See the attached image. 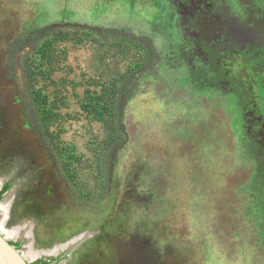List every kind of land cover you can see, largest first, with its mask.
Segmentation results:
<instances>
[{
    "label": "rangeland",
    "instance_id": "1",
    "mask_svg": "<svg viewBox=\"0 0 264 264\" xmlns=\"http://www.w3.org/2000/svg\"><path fill=\"white\" fill-rule=\"evenodd\" d=\"M219 5L209 25L264 36L255 13L264 12V0ZM155 7L152 0H0V187L12 186L3 196L12 203L8 237L24 254L30 237L40 252L25 255L29 261L264 264V151L255 156L237 127L241 104L264 120V56L201 43L207 60L193 67L184 52L168 64L169 32L149 23ZM248 10L253 27L240 21ZM123 26L151 36L154 52L122 31L101 36L94 28ZM45 27L50 32L36 35ZM55 29L68 36L55 42L49 69L41 49ZM17 38L24 45L11 60ZM222 78L235 86L236 94L225 95L234 108L205 95ZM116 82L123 90L115 151L104 145L107 126L82 103L90 92L111 97ZM33 87L61 113L39 134L24 115L25 104L37 107ZM65 148L84 198L59 168Z\"/></svg>",
    "mask_w": 264,
    "mask_h": 264
},
{
    "label": "flooded vegetation",
    "instance_id": "2",
    "mask_svg": "<svg viewBox=\"0 0 264 264\" xmlns=\"http://www.w3.org/2000/svg\"><path fill=\"white\" fill-rule=\"evenodd\" d=\"M152 1L156 5L155 8L158 13H154L155 19H153L149 23L154 24L155 22L157 26H162L166 31L169 32L170 35L169 40L166 42V44L168 45V51L164 56V59L168 60V64H171L169 63L170 61L173 62V59H175L174 56H176V54H183L184 52L193 55L191 58L193 67L194 65H196L199 58L207 60V55L205 57V53L201 49V43L205 44V46L208 48V51L217 50L223 53V51L225 50L231 53L232 56L239 54V51L245 50L251 51L252 55L264 56V36L244 34L235 30H231L226 26L220 28L208 24L210 22L208 20V16L212 14V11L221 8L219 5L220 0ZM262 12L263 11L260 10V6L258 10H255L258 20L264 19V12ZM252 18L253 17L249 10L240 14L241 23L245 25L250 24V27H253ZM178 20H181L179 21V25H177ZM119 29L122 30V32L125 34L132 33V30H129V28L124 26L119 27ZM139 36L145 37L146 39L148 38L153 41V38L149 35H146V33L139 34ZM226 92L227 94H225ZM210 93L211 99L214 98V100H218V102H226L225 107L234 108L233 104L230 103V101L228 102L229 99L226 98H230V95H234L237 93L235 86L230 79L222 78L219 81L216 90L214 92H207L205 93V95L207 96ZM222 98L224 99V101H222ZM250 108V105L245 104H241L238 107L239 115L241 116V120L237 122V127L239 129L238 136L241 142H243L245 139L248 144L256 148L255 149L253 147L255 150V156H261L262 152L264 151V120L261 115L252 110L253 107L251 109ZM235 114L236 112L233 111V113L229 117L230 120H233L236 117ZM7 183L8 182L4 183V185L0 187V192L3 190ZM11 187L12 186L10 184V187L7 190L0 193V201L4 198V194L7 193L11 189ZM9 208H11V206ZM9 241L20 249V241L14 239H9ZM42 253L48 254L45 251H42ZM37 260L40 264H61L59 258H55L52 261L51 259H48L46 257H37L33 261H30V264L36 262Z\"/></svg>",
    "mask_w": 264,
    "mask_h": 264
},
{
    "label": "trees",
    "instance_id": "3",
    "mask_svg": "<svg viewBox=\"0 0 264 264\" xmlns=\"http://www.w3.org/2000/svg\"><path fill=\"white\" fill-rule=\"evenodd\" d=\"M101 36H108L111 33H115L117 31L121 32L122 30H119L116 27H94ZM50 30V27H45L42 30L38 31L36 35L48 32ZM50 32V31H49ZM52 36L46 37L45 40L43 41L42 44V60L43 63L47 64L50 63V67H53V59L55 57V49H54V44L56 41L59 39L64 40L68 36V32L63 29H55L53 30L52 33H50ZM34 35V37H37ZM128 35L132 36L131 39L134 41L135 44L138 46H143L149 51H153V44L150 39H146L145 37H141L139 35H134L133 33H128ZM23 39L22 38H17L13 42L10 43L9 45V54H10V59H14L16 53L18 50L23 47ZM154 52V51H153ZM48 62V63H47ZM27 66V65H26ZM28 75L30 78H32V73H31V68L33 67L31 65L27 66ZM33 74L35 76V71L33 69ZM123 86L120 85L119 83L114 84V89L112 93L110 94L111 97H106V92L102 93H88L86 100L82 103V108L84 111L92 115L95 119L103 122L107 126V137L104 142L105 148L113 149L116 151L119 149V144L122 138V127L120 126L121 123V94H122ZM32 97L36 102L37 107H33V105L29 106V104H25L24 106V115L25 118L29 124V126L35 130L37 133L39 130L42 129V127H47V131L49 130V126L51 123H53L55 120L59 118L61 113H58L53 110L52 107H47L46 102L48 99L46 97H43L41 95V89H36L33 87L32 90ZM43 97V98H42ZM123 106V104H122ZM37 111V116H35V112ZM37 119V120H35ZM39 134V133H38ZM41 140V138H39ZM67 148V147H66ZM66 148L64 149V153H62V157L64 154L67 155L66 163L63 159V163H59V168L68 180L72 182V187L75 189V191L79 194L78 196L85 197L84 195L88 194H82L81 191L78 189L77 186V181L75 180V174L74 172L71 171L69 168L67 161L70 162L69 158L70 154L65 153L67 150ZM54 155V154H53ZM57 156V154H56ZM55 157V155H54ZM60 157V156H59ZM56 158V157H55ZM104 162L106 163L107 166H109L110 159H105ZM10 187V184H6L5 187L3 188L2 191L7 190ZM82 189V187H79ZM1 191V192H2ZM74 191V192H75ZM0 192V193H1ZM32 264H40L39 261L37 260L36 262ZM44 264V263H43Z\"/></svg>",
    "mask_w": 264,
    "mask_h": 264
},
{
    "label": "water",
    "instance_id": "4",
    "mask_svg": "<svg viewBox=\"0 0 264 264\" xmlns=\"http://www.w3.org/2000/svg\"><path fill=\"white\" fill-rule=\"evenodd\" d=\"M9 239L0 231V264H30L21 249L12 244Z\"/></svg>",
    "mask_w": 264,
    "mask_h": 264
},
{
    "label": "bare ground",
    "instance_id": "5",
    "mask_svg": "<svg viewBox=\"0 0 264 264\" xmlns=\"http://www.w3.org/2000/svg\"><path fill=\"white\" fill-rule=\"evenodd\" d=\"M10 202H11V199L10 198H7L6 200H4V201H2L0 203V213H1V215H0V230L4 231L7 234V236L10 235V232L9 231H6L5 228L3 227V225H4L5 218L7 217V214H8ZM26 234L28 236L30 235L29 229L26 231ZM26 255L29 258H31V257H33V256L36 255L34 253L32 247H31V244L30 243L27 245Z\"/></svg>",
    "mask_w": 264,
    "mask_h": 264
},
{
    "label": "crops",
    "instance_id": "6",
    "mask_svg": "<svg viewBox=\"0 0 264 264\" xmlns=\"http://www.w3.org/2000/svg\"><path fill=\"white\" fill-rule=\"evenodd\" d=\"M6 199H7V197H6L5 199H3L2 201L6 200ZM2 201H1V202H2ZM1 202H0V203H1ZM10 205H11V203H10ZM9 207H10V206H9ZM0 215H1V213H0ZM8 217H9V215L7 214L6 221H7ZM6 221H5V222H6ZM3 227L5 228L6 231H8L7 228L5 227V223H4ZM25 230H27V228H25ZM0 231H2V230H0ZM2 232L7 236V234H6L4 231H2ZM26 235H27V234H26ZM27 236H28V235H27ZM28 237H29V236H28ZM29 239H30V240H29L28 244H29V243L32 244V240H31L30 237H29ZM28 244H27V245H28ZM32 249H33V248H32ZM35 254H36L35 256H37V255L40 254V252H39V253H35ZM25 255H26V254H25ZM31 258H34V256L31 257Z\"/></svg>",
    "mask_w": 264,
    "mask_h": 264
}]
</instances>
